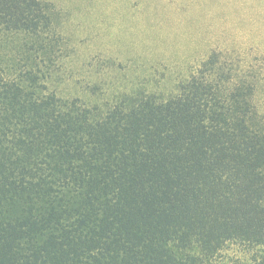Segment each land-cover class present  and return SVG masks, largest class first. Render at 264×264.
<instances>
[{
    "label": "trees",
    "instance_id": "16d2710c",
    "mask_svg": "<svg viewBox=\"0 0 264 264\" xmlns=\"http://www.w3.org/2000/svg\"><path fill=\"white\" fill-rule=\"evenodd\" d=\"M56 9L0 0V264H264V66L77 81Z\"/></svg>",
    "mask_w": 264,
    "mask_h": 264
},
{
    "label": "rangeland",
    "instance_id": "374dc122",
    "mask_svg": "<svg viewBox=\"0 0 264 264\" xmlns=\"http://www.w3.org/2000/svg\"><path fill=\"white\" fill-rule=\"evenodd\" d=\"M49 1L60 7L55 22L78 56L77 81L107 52L122 65L118 83L176 77L227 41L236 58L246 53L264 66V0Z\"/></svg>",
    "mask_w": 264,
    "mask_h": 264
}]
</instances>
